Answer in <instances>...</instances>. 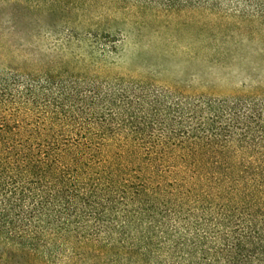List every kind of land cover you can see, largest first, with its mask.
Instances as JSON below:
<instances>
[{
  "label": "trees",
  "instance_id": "16d2710c",
  "mask_svg": "<svg viewBox=\"0 0 264 264\" xmlns=\"http://www.w3.org/2000/svg\"><path fill=\"white\" fill-rule=\"evenodd\" d=\"M109 6L264 39V0H0V264H264V84L118 73L77 30Z\"/></svg>",
  "mask_w": 264,
  "mask_h": 264
},
{
  "label": "rangeland",
  "instance_id": "374dc122",
  "mask_svg": "<svg viewBox=\"0 0 264 264\" xmlns=\"http://www.w3.org/2000/svg\"><path fill=\"white\" fill-rule=\"evenodd\" d=\"M100 13L93 21L78 17L77 30L93 31L88 42L102 43L100 49L109 57H103L98 46L95 55L122 75L218 95L264 84V39L258 34L222 43L200 31L203 23L212 26L210 21L200 24L193 12L141 14L109 6ZM218 47L226 52L217 53Z\"/></svg>",
  "mask_w": 264,
  "mask_h": 264
}]
</instances>
